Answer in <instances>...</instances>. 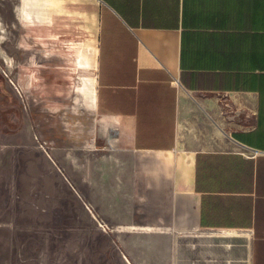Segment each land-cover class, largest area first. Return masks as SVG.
<instances>
[{"label": "crops", "instance_id": "crops-1", "mask_svg": "<svg viewBox=\"0 0 264 264\" xmlns=\"http://www.w3.org/2000/svg\"><path fill=\"white\" fill-rule=\"evenodd\" d=\"M62 1L21 0L19 18ZM96 1V72L78 87L96 141L50 159L111 237L105 264L181 262L166 240L191 235L243 237L225 261L264 264V0ZM10 238L0 224V264Z\"/></svg>", "mask_w": 264, "mask_h": 264}, {"label": "rangeland", "instance_id": "rangeland-1", "mask_svg": "<svg viewBox=\"0 0 264 264\" xmlns=\"http://www.w3.org/2000/svg\"><path fill=\"white\" fill-rule=\"evenodd\" d=\"M20 3L0 0V224H11L13 264H105L111 237L50 159L53 153L65 165L73 144L96 141V116L78 87L96 72L98 3L64 0L43 7L42 22L32 25L20 20ZM91 201L97 207V198ZM124 234L132 247L131 233ZM243 243V237L169 239L166 257L181 262L166 264H246L225 261L247 254ZM107 257L108 264H125L120 254Z\"/></svg>", "mask_w": 264, "mask_h": 264}]
</instances>
